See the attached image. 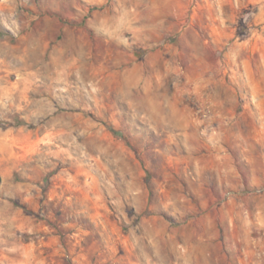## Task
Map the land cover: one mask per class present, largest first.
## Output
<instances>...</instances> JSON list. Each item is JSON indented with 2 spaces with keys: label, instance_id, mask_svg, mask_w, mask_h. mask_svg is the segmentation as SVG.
Here are the masks:
<instances>
[{
  "label": "rangeland",
  "instance_id": "1",
  "mask_svg": "<svg viewBox=\"0 0 264 264\" xmlns=\"http://www.w3.org/2000/svg\"><path fill=\"white\" fill-rule=\"evenodd\" d=\"M0 264H264V0H0Z\"/></svg>",
  "mask_w": 264,
  "mask_h": 264
},
{
  "label": "trees",
  "instance_id": "2",
  "mask_svg": "<svg viewBox=\"0 0 264 264\" xmlns=\"http://www.w3.org/2000/svg\"><path fill=\"white\" fill-rule=\"evenodd\" d=\"M114 133H119V132H117V131H115V130H112Z\"/></svg>",
  "mask_w": 264,
  "mask_h": 264
}]
</instances>
